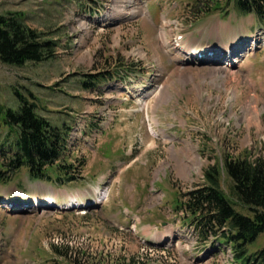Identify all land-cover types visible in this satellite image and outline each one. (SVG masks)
Instances as JSON below:
<instances>
[{"label":"rangeland","instance_id":"obj_1","mask_svg":"<svg viewBox=\"0 0 264 264\" xmlns=\"http://www.w3.org/2000/svg\"><path fill=\"white\" fill-rule=\"evenodd\" d=\"M214 2L218 10L208 0H0V14L19 12L57 44L39 64L0 61V104L17 108L18 91L69 127L82 165L62 187L23 172L0 184V264L232 263L228 247L198 254L193 225L172 210L210 165L264 159V24ZM178 34L205 51L229 45L236 59L182 61ZM251 35L262 41L254 50ZM231 185L222 177L233 198ZM72 198L83 207L68 209Z\"/></svg>","mask_w":264,"mask_h":264},{"label":"trees","instance_id":"obj_2","mask_svg":"<svg viewBox=\"0 0 264 264\" xmlns=\"http://www.w3.org/2000/svg\"><path fill=\"white\" fill-rule=\"evenodd\" d=\"M208 2L215 10L221 7L214 0ZM224 4L264 22V0H224ZM204 7L197 10L202 14ZM56 46L53 40L30 28L19 12L0 14L3 64L42 63L54 57ZM14 96L17 108L0 104V131L4 133L0 137V182L11 181L21 168L32 179L61 184L74 180L77 171L68 162L67 131L40 116L34 102L25 95L16 91ZM225 176L232 183L233 198L221 188ZM204 179L202 186L175 196L173 201V209L183 211L181 221L193 225L197 247L229 246L233 264H264V159H225L210 165ZM237 206L245 214L237 211Z\"/></svg>","mask_w":264,"mask_h":264},{"label":"bare ground","instance_id":"obj_3","mask_svg":"<svg viewBox=\"0 0 264 264\" xmlns=\"http://www.w3.org/2000/svg\"><path fill=\"white\" fill-rule=\"evenodd\" d=\"M161 28H162V30H161V37H160V39H161V41L164 43V42H166V32L164 31V29H163V27L161 26ZM179 46H180V48H179V51H183L184 53H185V56H186V58H183L182 59V61L183 60H186V59H189L190 57L187 55V53H189V54H197L198 53V50H196L194 47H191V46H186L185 44H183V43H181V44H179ZM178 50V49H177ZM212 64V63H211ZM209 65V64H208ZM216 65V64H215ZM211 66V65H210ZM213 66V65H212ZM217 67V66H216ZM214 69V68H213ZM216 69V68H215ZM254 99V98H253ZM249 108H251V107H249ZM252 112H253V114H252V116L254 117V118H256L257 116V114L255 113V110L254 109H252ZM250 120H251V118H250ZM253 121V120H252Z\"/></svg>","mask_w":264,"mask_h":264}]
</instances>
